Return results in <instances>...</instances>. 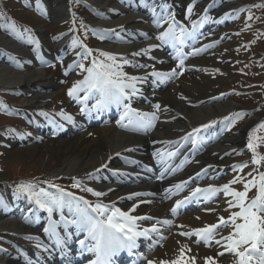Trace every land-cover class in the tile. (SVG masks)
Listing matches in <instances>:
<instances>
[{
  "label": "snow or ice",
  "instance_id": "snow-or-ice-1",
  "mask_svg": "<svg viewBox=\"0 0 264 264\" xmlns=\"http://www.w3.org/2000/svg\"><path fill=\"white\" fill-rule=\"evenodd\" d=\"M196 0H192L187 6V14L189 16L193 13V5ZM165 9H162V13ZM153 15L157 16L156 8L152 9ZM0 15H3L0 13ZM227 15V14H226ZM251 18V17H249ZM172 23H169V22ZM158 26L163 24L168 25L167 29L161 31L156 37L159 41L167 44L174 41L177 38V26L175 25L174 14L171 11H167L166 18L164 14H159L158 19L153 21ZM197 26V21H192L193 31ZM4 27H11L13 31L16 30L17 25L15 21L11 22V25H4ZM124 29V25L119 26ZM24 31L31 34V29L25 28ZM106 31L115 32V29H107ZM192 35L191 32H187L185 27H179V36L184 37L185 34ZM144 35H147L146 33ZM35 43L37 50L39 48V40L33 39L30 41ZM73 46H82L85 48L87 55L83 59H87L92 55V50L88 49L86 45H82L79 39L73 40ZM159 45L150 44L148 48H141L139 51L132 53L133 56H140L146 54L149 49L156 48ZM210 47V45L206 46ZM99 51V50H98ZM199 52V49L194 50ZM76 55H81L76 53ZM99 57H103L100 59ZM99 57H92L90 66H86L84 63L77 64L86 75L83 79L76 80L72 87L67 90L69 97H76L80 99L78 93L81 90H85L89 95L84 96L82 99L87 101L91 96L96 97L94 105L95 109L105 110L111 105H123L125 111L121 117V127L130 128L132 131H144L147 132L154 128L158 117V112L161 110V104L156 103L153 105L156 111L142 112L138 109L132 108L130 103H124L125 100L130 101L136 96L140 90L137 88V83L146 82V76L129 75L123 70L125 64L131 63L127 59L118 58V55L109 51H99ZM184 61L180 60L178 68H183ZM67 74V73H66ZM156 79V81H164L178 75L177 68L171 69L170 72L153 71L150 74ZM82 112L86 111V108L81 109ZM164 111H168L167 108ZM41 115H47V113L41 112ZM60 115L65 116V119L72 120L70 115L61 112ZM240 113H233L232 118H239ZM128 118V123H122V121ZM224 120H230L229 117H224ZM217 121L213 120L206 124H201L199 127H195L182 139H189L195 135H198L202 130L208 129ZM15 131V130H12ZM171 143V142H170ZM192 143L195 144L196 140L193 139ZM247 147L255 154L253 156V164L260 165L264 161V156L256 154L257 145L253 136L249 137ZM126 151H135V149H126ZM116 155H120L117 153ZM169 155H175V153H169ZM111 159V158H109ZM107 164H101L100 169H96L99 172L101 169L106 168ZM241 170L246 167V164L236 166ZM257 172L256 176H252L251 179L245 180L244 177H234L229 183H226L220 187L209 185L206 188L197 187L192 192V197H199L201 199H211L218 192L223 191L226 195L233 197V200L228 201L229 208H238L239 211H233L231 215L225 219L221 216L218 218V223L209 224L203 228L193 229L192 232H182L183 236H190L195 234L200 237L206 244H211L215 238L216 229L221 226H232V231L227 237H221L220 240H216V244H221V241H226L224 245V251L217 255L223 256L225 253H231L234 256L233 264H264V171ZM90 178L93 173L87 174ZM199 175V174H198ZM251 176L252 174L249 173ZM243 181L244 190L238 191L231 187L232 184ZM50 188L55 189V192L48 191L44 187L39 186L38 180L22 181L17 185L18 193L25 194L29 200L40 208L46 210L49 215V224L43 228L44 233L49 234L55 239V246H57L62 254H66L67 240L72 233L61 235L57 231L59 224H63L64 228L68 226H75L77 233H85L84 239L78 241L80 245L79 255L83 256L84 253H91L94 259H89L88 264H116L117 257L123 253L135 254L144 258L142 253H135V249L138 247V240L143 237L150 239L151 233H156L160 240L166 239V237L160 235V229L157 224L170 225L172 221L165 219L163 221L157 220V224H153L150 228H141L138 225V221L153 220L152 216H136L131 213L135 211L138 205H133L129 211H123L119 207H116L115 202L104 203L101 200H97L95 203L90 202L83 197H78L72 192L66 191L58 184L52 183L49 180L44 181ZM186 182L177 184L176 187L180 188L185 185ZM74 187L79 188L80 184H74ZM255 188L256 195L249 198V191ZM38 189V190H37ZM86 191L92 192L97 198L107 195L104 191H97L93 188H87ZM112 191V189H109ZM144 195L140 192H133L128 195L127 199L131 200L134 197ZM120 199H123L121 197ZM190 197H185L184 200H177L175 206L170 209L172 214H176L177 210L185 204ZM65 210L69 215L65 214ZM60 213V221H53L51 219L54 212ZM31 238V237H30ZM197 240L196 243H199ZM151 247V246H150ZM47 251V249H45ZM186 251H191L188 245H183L179 248L178 255L172 260H147V264H196V256H187ZM71 264V261H69ZM135 264V261H133ZM205 264H218L216 258L213 256L205 257Z\"/></svg>",
  "mask_w": 264,
  "mask_h": 264
},
{
  "label": "bare ground",
  "instance_id": "bare-ground-1",
  "mask_svg": "<svg viewBox=\"0 0 264 264\" xmlns=\"http://www.w3.org/2000/svg\"><path fill=\"white\" fill-rule=\"evenodd\" d=\"M61 10L64 6V2H61ZM55 15H59V12L54 11ZM156 18V17H155ZM125 22V20H122L118 24H121ZM14 73V72H13ZM10 73L6 69L0 68V84L2 85H9L14 86L21 83H28L32 80L36 81H42L45 83L47 79V75L43 71H32L29 70L28 73ZM28 76V77H26ZM184 83V81H182ZM184 91H182V90ZM192 88H188V90L185 89V85L182 86V88H178L177 91L182 92V97L184 95H189ZM36 101L40 100V96L36 95L35 98ZM165 101L171 106L176 109L173 110V113L175 116H178L177 123L172 125L168 124L169 126H166L165 132H161V134L155 135L156 138H161L163 135L167 138L173 137L180 129L186 130L187 128H193L198 126L199 124L208 121L209 119H212L216 116H222L225 115L228 111L233 109V105L225 104V103H217V105L210 106V105H204L199 106L196 108H192L186 104L184 100H178L176 95L168 94V96L165 98ZM165 109V108H163ZM178 111V112H177ZM88 133H84L80 136H78L77 140L74 142V144L71 146V149L68 150L65 158H64V167L57 169L52 173V176H58L61 174L70 175V174H80L83 172H88L98 166H100L102 163H104L107 160V155H104L103 148L104 143H106L111 151L113 153L118 152L119 150L126 148L130 146L129 141L132 139V137L125 136L124 134L120 133L117 130H114L113 127H105L100 128L99 132L96 133L97 135L89 138L87 135ZM240 136H234L230 135L227 136V142L233 143V144H240L241 141L239 140ZM226 141L221 142L220 144L225 143ZM213 150H216L213 148ZM106 151V149H105ZM211 157H204V160L209 162ZM216 159V158H215ZM129 193V190L123 189L120 193H117L115 195L116 198L124 197L126 194ZM156 209L155 206L150 208V211L152 209ZM162 207H159L158 209L152 211L153 213H157L161 211ZM194 217V216H192ZM195 218V217H194ZM21 225L14 220H8L6 218H0V230L8 229V230H20ZM170 247L172 250H174L176 247V244L172 242L170 239ZM175 247V248H174Z\"/></svg>",
  "mask_w": 264,
  "mask_h": 264
},
{
  "label": "rangeland",
  "instance_id": "rangeland-1",
  "mask_svg": "<svg viewBox=\"0 0 264 264\" xmlns=\"http://www.w3.org/2000/svg\"><path fill=\"white\" fill-rule=\"evenodd\" d=\"M46 27L48 28V32H49L51 28H49L48 26ZM213 62H216L214 58L210 60V63ZM230 74L231 72H228L227 76H229ZM211 77L203 75L201 76L202 79L199 78L195 79V81L198 82L199 84H203L204 90L203 92H201V95H203L202 97L210 95L211 90H214V92H218L221 89H225V86L228 85L227 83L230 81V80L223 81V79H225L226 77L218 75V77H216L215 79V82H212L210 80ZM21 101H23V103L26 102L24 99H22ZM21 101H19V104H22ZM72 143H73L72 139L51 140L38 146L36 152H35V148H29V149L30 151L32 150L33 153L35 152V154L33 155H35L39 161L47 160L50 163L59 158V164L62 165L64 152L70 146H72ZM18 157L21 158L20 156Z\"/></svg>",
  "mask_w": 264,
  "mask_h": 264
}]
</instances>
